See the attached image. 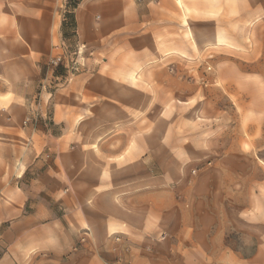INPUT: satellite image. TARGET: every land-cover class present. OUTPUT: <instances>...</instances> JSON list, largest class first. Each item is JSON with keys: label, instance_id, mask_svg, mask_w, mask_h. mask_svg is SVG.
<instances>
[{"label": "rangeland", "instance_id": "374dc122", "mask_svg": "<svg viewBox=\"0 0 264 264\" xmlns=\"http://www.w3.org/2000/svg\"><path fill=\"white\" fill-rule=\"evenodd\" d=\"M81 6L93 12V44L79 31ZM53 7L52 49L29 109L13 127L0 124L23 187L32 189L59 159L71 177L85 161L82 174L101 178L97 187L116 194L147 232L146 259L157 252L159 264H264V0H53ZM119 58L141 71H120L96 113L87 106L89 119L55 123L61 92ZM63 132L70 148L59 158ZM91 237L84 230L67 254L38 250L22 264H129L138 254L122 235L109 239L113 247Z\"/></svg>", "mask_w": 264, "mask_h": 264}, {"label": "crops", "instance_id": "0c3cea01", "mask_svg": "<svg viewBox=\"0 0 264 264\" xmlns=\"http://www.w3.org/2000/svg\"><path fill=\"white\" fill-rule=\"evenodd\" d=\"M53 8V0H0V124L4 122L13 127L29 109L41 78V61L52 49ZM77 19L85 42L95 43L96 36L92 35L90 27L92 10L81 6ZM151 23L156 22L148 19L144 24ZM140 56L139 50L132 51L135 60ZM120 58L116 63L106 61L93 71L76 77L61 92L62 97L56 98L54 122L67 124L77 119H89L87 106L94 109L96 104L102 103L105 99L102 98L103 89L117 87L119 73H128L131 69L141 71L135 65L124 66ZM108 101L115 105L119 100ZM93 111L96 113L97 109ZM6 133L0 132V264H22V255L31 259L38 250L48 249L56 255H65L75 247L77 236L87 229L99 247L106 243L113 247L114 243L109 239L117 235L135 243L138 254L131 257L129 264H159V253L153 252L152 259L143 256L144 251L152 249V242L143 228L133 224L128 207L118 206L116 194L105 193L97 187L102 184L101 178L91 179L82 174L85 161L77 163L74 168L79 173L71 177L65 172L68 166L59 159L48 166L42 177L33 181L32 189L25 188L22 174H19L21 163L6 154L7 148H15L6 139ZM69 136L70 132L60 135L63 146L55 149L59 158L69 153L70 147H64ZM20 142L19 136L17 143ZM98 147L102 145L99 143ZM78 151L85 152V145ZM8 169L11 170L9 173ZM120 197L127 200L126 196ZM102 201L109 203L103 206ZM64 264L103 263H89L81 258Z\"/></svg>", "mask_w": 264, "mask_h": 264}, {"label": "built area", "instance_id": "2783aa9c", "mask_svg": "<svg viewBox=\"0 0 264 264\" xmlns=\"http://www.w3.org/2000/svg\"><path fill=\"white\" fill-rule=\"evenodd\" d=\"M139 2H142L143 0H138ZM160 0H152V3H158ZM62 61V58L60 56L53 58L52 65L57 67ZM28 123V121L25 122V125ZM120 237L116 238L117 242H120ZM84 241V240H83Z\"/></svg>", "mask_w": 264, "mask_h": 264}]
</instances>
